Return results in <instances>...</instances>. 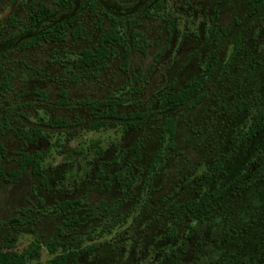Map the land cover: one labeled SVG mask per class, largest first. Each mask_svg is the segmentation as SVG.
I'll use <instances>...</instances> for the list:
<instances>
[{
    "label": "rangeland",
    "instance_id": "1",
    "mask_svg": "<svg viewBox=\"0 0 264 264\" xmlns=\"http://www.w3.org/2000/svg\"><path fill=\"white\" fill-rule=\"evenodd\" d=\"M30 1L0 0V121L12 107L4 118L11 128H5L1 136L6 150L2 166L6 171L18 168L23 152H39L43 174L52 180L44 187L31 166L15 182L0 177V244L20 252L36 235H58L61 219L70 213L52 206L56 200L80 195L86 201L77 211L81 224L85 222L87 228L96 223L92 242L104 244L93 251L88 263L119 264L134 251L137 264H156L151 233L158 230V235H172L158 242L164 245L163 252L176 253L162 264H264V153L255 157L260 135L233 142L264 106V2L249 16V0H162L158 10L152 0H95L97 15L90 16L87 0H67L64 6L59 0H36L35 6L42 2L56 16L77 10L82 36L68 34L60 42L20 49L14 44L17 38L7 36L26 22ZM113 14L127 24L125 32L138 31L134 44L141 49L132 50L125 63L122 45L112 43L114 51L99 70L96 63L75 67L81 50L97 46ZM12 17L19 20L16 25ZM223 28L227 33L217 41L207 37L211 29ZM236 35L239 46L234 49ZM213 58L219 62L204 85L205 97L164 110L160 95L204 75L207 60ZM8 73V83L2 87ZM62 88L69 105L55 104ZM39 89L46 91L47 100L37 99ZM121 94L125 99L117 113L146 112L142 128L124 131L117 124L99 131L87 129L94 114L77 100ZM243 101L252 103L248 112L241 108ZM57 116L68 119L70 125L38 124ZM167 116L177 117L175 145L169 150L160 136ZM20 126H41L46 138L22 143L14 131ZM158 151L164 160L149 171ZM252 159L248 173L251 176L261 167L257 177L243 188L224 193L208 215L197 219L186 209L178 215L179 205L196 198V190L208 194ZM219 162L221 167L215 171ZM98 171L122 172V184L111 180L105 187L106 179L97 177ZM204 173L209 175L206 187ZM88 209L91 215L85 216ZM158 210L156 222L152 215ZM24 218L34 220L22 224ZM81 227L68 234L84 238ZM92 242L83 239L82 243ZM128 249L132 252L127 253ZM48 257L42 248L40 261Z\"/></svg>",
    "mask_w": 264,
    "mask_h": 264
},
{
    "label": "trees",
    "instance_id": "2",
    "mask_svg": "<svg viewBox=\"0 0 264 264\" xmlns=\"http://www.w3.org/2000/svg\"><path fill=\"white\" fill-rule=\"evenodd\" d=\"M36 0H31L29 5L31 12L29 13L25 23L18 27V30L12 32L7 36L8 40L18 39V46L20 49H27L35 45H39L40 42H60L63 41L68 34L73 38H79L82 36V28L79 24V13H75L70 17H62L64 14L55 15L53 9L42 2H38L35 6ZM67 0H59L60 5H65ZM162 0H158L155 5L156 10L160 9V4ZM89 15H97V4L95 0H87ZM251 3H255V9L259 8L262 4V0H251ZM68 15V14H67ZM111 25L108 30L105 31L94 49L84 48L81 50L80 54L75 58L73 64L75 67L87 68L96 63V69L99 70L105 65V59L114 51L111 47L112 43L122 45L123 47V59L126 63L129 60V56L132 50L141 49L140 46L134 44V38L139 34L138 31L131 28L129 32H125L126 23L122 17L116 15H111ZM12 24L16 25L19 20L11 18ZM19 38H23L19 42ZM237 42V41H236ZM217 62H209L204 75L199 78H194L187 82L186 86L182 89L173 91L166 90L160 95V105L164 110H174L179 106L191 102L192 104L198 103L205 97V92L203 90L204 85L210 77L212 76L214 70L216 69ZM10 74L8 73L4 76L2 81V87H5L8 83ZM38 100H47L46 91L43 89L37 90ZM123 94L118 97L107 96L102 100H93L89 98H84L82 100H77L78 105L88 106L92 110L94 117L87 123V129L99 131L101 129H108L115 127L117 124H121L123 129H139L147 121V113L135 110L133 112L127 113H117V106L122 104ZM55 104L63 106L69 105L67 101V92L65 89L59 90V99L55 101ZM251 102L247 101L241 102V108L248 110L251 107ZM12 107H8L5 110V116L9 114ZM3 119L0 121V177L7 182H15L18 180L27 166H31L32 173L40 177L39 182L41 184L46 183L47 178L43 174L41 169L42 156L39 152L30 153L23 152L19 160V167L9 170H4L2 166V159L6 155V150L1 140L4 129H10L9 123ZM121 121V122H120ZM40 125H48L50 127H65L70 125V122L66 118L54 117L48 122L39 123ZM21 127V126H20ZM17 127L15 128V133L22 139L28 142H36L39 139H45L46 136L41 128V126H30L27 129ZM161 139L166 142V148L171 149L174 147V136L176 129V118L175 116H167L162 120L161 126ZM259 134L258 149L256 150V158L264 153V106L258 108L253 115L251 124L248 126V130L239 131L236 136H234V144L242 143ZM101 156V152H99ZM254 159L247 161L246 164L232 179H230L225 185L215 188L208 194L201 193V198L199 200L187 201L185 208L191 211L192 217L201 218L202 216L208 215L213 206L219 201V198L223 196L229 190L243 188L244 185L251 181L252 178L257 177V174L261 171V167H258L249 176L248 169L251 164L254 163ZM160 153L155 157L149 171H153L157 166L161 165ZM221 167V162L217 163L214 168L218 171ZM116 180L122 184V172L115 175ZM209 183V175L204 173L202 175V184L207 186ZM108 185V184H107ZM78 202L85 203L78 199ZM71 204L70 201L63 203V207ZM75 217V216H74ZM25 222L28 219H23ZM22 223V222H21ZM49 251L53 252L57 249L62 242L59 240H49L44 242ZM41 245L39 242H31L27 247L18 252L11 249L10 244L2 243L0 244V264H33L31 263L34 259H37L40 255ZM86 249H81L77 253H74V258L69 264H81L77 261V256L84 252ZM90 251V250H88ZM72 254L67 253L65 255L57 254L56 257L51 259L47 264H64L66 259H68Z\"/></svg>",
    "mask_w": 264,
    "mask_h": 264
},
{
    "label": "flooded vegetation",
    "instance_id": "3",
    "mask_svg": "<svg viewBox=\"0 0 264 264\" xmlns=\"http://www.w3.org/2000/svg\"><path fill=\"white\" fill-rule=\"evenodd\" d=\"M157 2H158V0H152V2H151V5L152 6H155L156 4H157ZM263 2H264V0H262V4H263ZM249 5H248V10H247V14L249 15V16H251V15H254L255 14V12H257L258 11V9L262 6V4H261V6L259 7V8H257V9H255V3H251V0H249ZM156 7V6H155ZM76 11L77 10H73L70 14H64L65 16H62V17H70V16H72V15H74L75 13H76ZM227 33V28H223L222 30H220V31H216L215 29H211L210 31H208V38H213L214 39V42L215 41H217V39H219V37L222 35V34H226ZM239 36L238 35H236L235 36V46H234V49H237L238 48V46H239V38H238ZM21 39H23V38H19V42H20V40ZM237 41V42H236ZM14 44L15 45H18L19 43H18V39L14 42ZM1 50L3 51V52H5L6 51V49H5V47L2 45V47H1ZM207 62H219V61H217V60H215L214 58L213 59H210V60H207ZM186 84H187V82H186ZM186 84H185V86H186ZM184 86V87H185ZM184 87H182V88H184ZM182 88H179V89H182ZM179 89H175V90H173V91H176V90H179ZM38 99V98H37ZM175 118H176V126H177V117L175 116ZM39 124V123H38ZM40 125V124H39ZM144 125V124H143ZM43 126H46V125H43ZM122 126V125H121ZM50 127V126H49ZM142 127H140L139 129H124V131H138V130H140ZM175 134H176V129H175ZM258 135V134H257ZM160 136H161V133H160ZM173 141H174V139H173ZM174 145H175V143H174ZM174 148V147H173ZM173 148H171V149H173ZM169 150V149H168ZM160 153V160L163 162V160H164V158H162V155H161V152L160 151H158L157 152V154H156V156L158 155ZM155 156V157H156ZM155 157H154V159H155ZM153 159V160H154ZM128 160V159H127ZM126 160V161H127ZM153 160H152V162H153ZM150 166H151V164H150ZM150 166L148 167V169L150 168ZM119 172H115V173H112V174H108V173H106V172H102V171H98V173H97V177H99V178H105L106 180H104V182H103V185L105 186V187H107L108 185H110V181L112 180V181H114V182H116L117 180H116V174H118ZM47 178V181H46V183H44V184H41V185H43L44 187H47L48 186V184L51 182V178L49 179L48 177H46ZM130 178H131V176H130ZM233 178V177H232ZM231 178V179H232ZM230 180V179H229ZM228 180V181H229ZM227 181V182H228ZM227 182H225V183H227ZM98 183H100V182H98ZM225 183L223 184V185H225ZM108 184V185H107ZM223 185H221V186H223ZM104 188V187H103ZM197 191V196H196V198H194V199H190V200H187V201H192V200H199L200 198H201V193L203 192V190L201 191V190H196ZM83 194H85L86 195V192H84ZM83 194H81V195H83ZM80 198H81V196L80 195H77V196H75V197H73V198H69V199H65V200H56L55 201V204L52 206V207H57L58 208V212L59 211H64V213H70V214H67L66 215V218H64V219H61V224L59 225V232H58V235H56V236H52V237H48V238H42L41 236H35L34 237V239L31 241V242H39L40 243V245H41V249L42 248H45V250H46V252H47V254L49 255V257L45 260V261H43V262H41L40 261V257H41V249H40V255H39V257L37 258V259H34L31 263H33V264H47L51 259H53L54 257H56V255L57 254H60V255H65V254H67V253H71L72 255L68 258V259H66V261L64 262V264H69L72 260H73V256H74V253H77L79 250H81V249H86L84 252H82V253H80L78 256H77V261H78V263H81V264H97V263H95V262H87L88 261V259L89 258H91L92 256H94V254H93V251L95 250V249H97V248H99L101 245L103 246L104 244H103V242H99V243H94V242H92V241H94L93 239V232H95V230H96V228H97V226H94V225H92V226H89V227H87L86 228V223L84 222V224H81L82 222H81V214H79V213H77V211H78V207L80 206V205H83V203H79L78 202V199L80 200ZM68 201H70L71 202V204H69L68 206H65V207H63V203H66V202H68ZM187 201H185L184 203H182V204H180L179 205V214L178 215H181V213L183 212V208H185V205H186V203H187ZM51 207L50 206H47V209L49 210ZM71 209V210H70ZM187 211H188V209H186ZM160 214H161V211L160 210H158L157 211V215H152V217L156 220V222H157V220H158V217L157 216H160ZM84 215L85 216H90L91 215V210H86V212L84 213ZM75 216V217H74ZM92 217L94 218V213L92 214ZM25 219V218H24ZM34 219H32V218H29L28 219V221H24V220H22L21 222H22V224H26V223H29L30 221H33ZM95 221L96 222H98V220L95 218ZM174 223L176 224L177 222L176 221H174ZM174 224V225H175ZM79 225H82V227L80 228L81 230L83 229V230H85V232H86V235L84 236V238H81V237H77V236H73V233H71V232H69V234H68V231H70V230H73V229H77L78 228V226ZM160 226V225H159ZM162 227V226H161ZM191 228V227H190ZM175 231L177 232V229L175 228ZM166 233V232H165ZM172 238V235H166V234H159L158 235V230H156V231H154L153 233H151V239L152 240H154V242H153V244H154V248H155V254H156V261H157V263L156 264H162V262H163V260H164V258H168V256H170V257H173L176 253H175V250H170V253L168 254V255H166L163 251H164V245H160L161 244V242L163 241V239H166V238ZM55 239H57V240H59L60 242H62V245H59L58 247H57V249L55 250V251H53V252H51V251H49V249L46 247V245H45V241H49V240H55ZM83 239L85 240H90L92 243L91 244H89V246H86V244L84 245L82 242H83ZM30 242V243H31ZM158 242L160 243V244H158ZM29 243V244H30ZM144 245H145V243H143ZM145 248V247H144ZM143 248V250H142V252L145 250L146 251V248L144 249ZM88 250H90V251H88ZM127 253H131L132 252V250L131 249H128L127 251H126ZM127 258L126 259H124V261L123 262H121L120 261V263L119 264H137L138 262H136V258H135V253H134V251L132 252V255H127L126 256ZM137 257V256H136ZM132 261V262H131Z\"/></svg>",
    "mask_w": 264,
    "mask_h": 264
}]
</instances>
